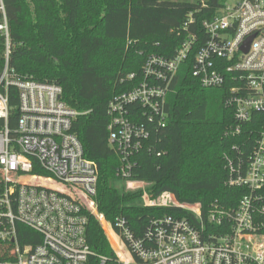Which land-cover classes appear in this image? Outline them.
<instances>
[{"label": "built area", "instance_id": "built-area-1", "mask_svg": "<svg viewBox=\"0 0 264 264\" xmlns=\"http://www.w3.org/2000/svg\"><path fill=\"white\" fill-rule=\"evenodd\" d=\"M0 14L5 15L3 0ZM201 26L204 40L194 54L192 76L203 88L228 83L224 104L232 109L234 124L227 137L241 136L251 124L257 127L253 136L223 153L224 183L241 195L232 208L215 206L203 213L199 203L178 202L170 192L152 199L146 183H127L142 190L144 206L188 214L152 220L142 238L119 219L118 236L127 254L122 264H264V0H226ZM197 40L190 34L172 58L147 57L135 85L109 101L108 140L120 156L122 177L130 175L133 155L149 136L147 123L133 117L142 112L147 122L164 125L166 94ZM9 86L18 97L14 129L8 125ZM77 114L63 101L59 84L21 78L6 58L0 75V242L12 246L10 258L0 264H88L95 255L86 226L90 207L96 208L97 170L71 131ZM17 222L39 234L40 242L20 245ZM99 258L104 264L106 257Z\"/></svg>", "mask_w": 264, "mask_h": 264}, {"label": "trees", "instance_id": "trees-1", "mask_svg": "<svg viewBox=\"0 0 264 264\" xmlns=\"http://www.w3.org/2000/svg\"><path fill=\"white\" fill-rule=\"evenodd\" d=\"M225 1L3 0L5 15L0 14V25L6 29L0 28V75L7 58L17 76L61 86L63 101L78 112L71 131L81 141L84 156L96 166L92 198L96 211L117 235H121L119 219L136 238H142L152 220L188 214L175 207L144 206L142 190L127 189L129 182L146 183L152 199L170 192L178 202L199 203L203 213L215 206L232 208L241 195V190L224 183L223 153L253 136L257 127L251 124L241 136L227 137L226 130L234 124L233 111L224 104L228 83L203 88L191 74L194 54L204 40L201 23ZM190 34L198 40L170 84L164 125L147 122L142 112L133 117L147 123L149 136L133 155L130 175L122 177L120 156L108 140L109 101L135 85L147 57L172 58ZM131 73L134 79L127 78ZM8 97V125L14 129L18 118L15 87H8ZM104 226L124 259L123 245ZM15 228L20 245L40 242L39 234L25 225L17 222ZM86 238L95 253L88 264H101L99 256L106 257L104 264H118L98 218L90 213ZM11 246L0 242V260L10 258Z\"/></svg>", "mask_w": 264, "mask_h": 264}, {"label": "rangeland", "instance_id": "rangeland-1", "mask_svg": "<svg viewBox=\"0 0 264 264\" xmlns=\"http://www.w3.org/2000/svg\"><path fill=\"white\" fill-rule=\"evenodd\" d=\"M170 1H187V2L202 1V2H204L205 0H170ZM235 1H236V0H231V2H235ZM126 188H127V189H130V188H128L127 186H126ZM145 188H146V187H145ZM89 211H90V214H92V215H94L95 217L98 218V220H99V224H100V226L102 227V229L104 230V233H105V235H106V237H107V239H108V241H109L111 247H112L113 250H114V253H115L116 257H117V262H118V264H122V263L120 262V260H122V259H121V256L118 255L116 249L112 246V244H111V242H110V239H109V237H108V235H107V229H106V227H105L104 225H107V226H108L109 231L112 232V233L118 238V240H119L120 243H121V239H120V237H119L117 234H115V233L113 232L110 223H109L108 221H106L102 215H100V214L97 213L96 208H92V207H91V209H90Z\"/></svg>", "mask_w": 264, "mask_h": 264}, {"label": "water", "instance_id": "water-1", "mask_svg": "<svg viewBox=\"0 0 264 264\" xmlns=\"http://www.w3.org/2000/svg\"><path fill=\"white\" fill-rule=\"evenodd\" d=\"M250 40H251V38H249V40L247 41V44L249 43Z\"/></svg>", "mask_w": 264, "mask_h": 264}]
</instances>
